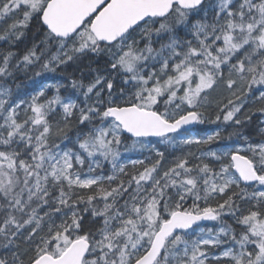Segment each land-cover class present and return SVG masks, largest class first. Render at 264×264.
Here are the masks:
<instances>
[{
	"label": "snow or ice",
	"instance_id": "obj_1",
	"mask_svg": "<svg viewBox=\"0 0 264 264\" xmlns=\"http://www.w3.org/2000/svg\"><path fill=\"white\" fill-rule=\"evenodd\" d=\"M256 113L264 0H0V264H264Z\"/></svg>",
	"mask_w": 264,
	"mask_h": 264
},
{
	"label": "trees",
	"instance_id": "obj_2",
	"mask_svg": "<svg viewBox=\"0 0 264 264\" xmlns=\"http://www.w3.org/2000/svg\"><path fill=\"white\" fill-rule=\"evenodd\" d=\"M35 32H36V28H35V25H33V26H31V30L28 33L29 40H31L32 36L35 35ZM20 47L22 49L24 47V45L21 44ZM47 75L50 77L46 81L47 84H50V85L62 84V85L68 86V80L63 78L66 75L65 73L57 72L54 74H47ZM21 79H24V77H21ZM27 87L31 88L32 87L31 83H27ZM60 94L62 96H65V95H70L71 93L66 92L65 89L62 87ZM47 95L48 96L55 95V88H49L47 91ZM213 95L215 96L217 94L214 93ZM260 106H261V103L259 101H257L254 97H251L246 102L245 108L243 109V111L246 113L247 112H255V110L257 108H259ZM210 112L214 118V116L216 114L215 108L210 109ZM263 119H264V116H261L259 113H256L255 115H253L252 121L250 122V124L248 125V128L246 129V134H249L253 138L254 142H258L260 140V138L262 136H264V132L261 131L264 127V125L262 124ZM70 126H71V131H69V135L71 136L72 133L76 129L75 120L70 121ZM215 131H220L222 136H227L231 131H233V129L229 128V127H223V126L218 127L216 124H212V123H205L202 125H197L195 128H193L191 135L193 137H196V136L204 137V136L212 134ZM153 140H155V139H153ZM128 143H131V141H128ZM157 147H160L161 150H163V147L161 145H157ZM181 147H184V146H181ZM184 150L190 151V150H194V149H188L185 147ZM168 152H173L174 155H180V152L174 151L173 147H169ZM125 155L127 157H130L131 159H143L144 158V156L140 155L139 153H126ZM144 155H148V153H144ZM167 155H168V153H166V156ZM168 158H169V160L172 159L171 156H169ZM123 162H126V160ZM110 167H111L110 164L105 162L104 173L106 175L111 174L110 173ZM224 219L227 223L232 224L231 218L225 217ZM215 223H217V222L208 223V224H206V227H212L213 224H215ZM233 226L235 227V225H233Z\"/></svg>",
	"mask_w": 264,
	"mask_h": 264
},
{
	"label": "rangeland",
	"instance_id": "obj_3",
	"mask_svg": "<svg viewBox=\"0 0 264 264\" xmlns=\"http://www.w3.org/2000/svg\"><path fill=\"white\" fill-rule=\"evenodd\" d=\"M218 93L220 95H227V93L225 91H223V90H218ZM262 124L264 125V119L262 120ZM263 129H264V127H263Z\"/></svg>",
	"mask_w": 264,
	"mask_h": 264
},
{
	"label": "water",
	"instance_id": "obj_4",
	"mask_svg": "<svg viewBox=\"0 0 264 264\" xmlns=\"http://www.w3.org/2000/svg\"><path fill=\"white\" fill-rule=\"evenodd\" d=\"M195 126H196V125H195ZM195 126H192V128L195 127ZM207 223H208V222H207Z\"/></svg>",
	"mask_w": 264,
	"mask_h": 264
}]
</instances>
